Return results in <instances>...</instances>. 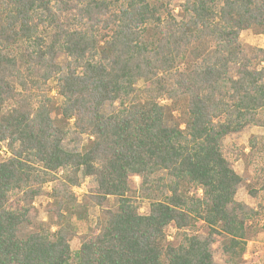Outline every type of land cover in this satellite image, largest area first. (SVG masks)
Returning a JSON list of instances; mask_svg holds the SVG:
<instances>
[{"label":"trees","instance_id":"1","mask_svg":"<svg viewBox=\"0 0 264 264\" xmlns=\"http://www.w3.org/2000/svg\"><path fill=\"white\" fill-rule=\"evenodd\" d=\"M245 31L264 35V0H185L179 16L155 0H0V264H217L218 238L242 258L263 211L236 201L242 178L223 142L264 129V48H245ZM107 103L119 109L104 115ZM71 124L89 138L82 152L62 146ZM255 151L264 156V142L253 139ZM82 176L97 188L80 201ZM47 184L49 222L26 232ZM96 208L78 235L71 219Z\"/></svg>","mask_w":264,"mask_h":264},{"label":"rangeland","instance_id":"2","mask_svg":"<svg viewBox=\"0 0 264 264\" xmlns=\"http://www.w3.org/2000/svg\"><path fill=\"white\" fill-rule=\"evenodd\" d=\"M161 5L163 11L168 9L176 16H179L180 8L185 0H155ZM240 42L245 48H264V35L255 34L252 31H245L241 34ZM57 63L62 67L63 71L61 76L66 74L67 57L60 54L57 57ZM232 79H237V67L232 66L230 71ZM50 89V95L56 103L60 102V98L57 95V80H52L48 84ZM144 83L141 82L138 85V89H143ZM166 103V102H163ZM119 109V103H107L102 108V114L111 115ZM52 112L55 117L59 116L58 106L55 104L52 107ZM183 120V114L179 111L174 113L167 121L168 126H174L178 122ZM88 136L81 135L71 124L67 129V136L63 141V148L68 152H82L87 145ZM256 139L260 142H264V129L253 125H250L238 133L229 135L223 142V148L226 158L233 165L236 173L242 178V183L239 185L236 195V201L242 203L246 209L261 210L263 216L260 221L254 222L253 227L258 229L257 234L252 235V238L247 243L245 254L240 259H232L227 256L223 251V244L221 239H217V242L212 246V252L214 260L217 264H264V192L260 190L261 185L258 184V177L260 176L259 169L264 165L262 159L263 153L255 151L252 157H248L250 153V142ZM9 157L8 150L5 143H0V160ZM140 177H135L134 184L137 188L140 186ZM53 184H47L42 194L37 197L31 205L32 211L30 212L29 219L34 223V226H29L25 230L26 232H32L35 229V224L48 223V210L51 206V199L49 192ZM97 188L96 178L94 177H81L80 187L74 190L75 195L80 201L87 195L92 189ZM256 192V196L253 195ZM201 193H199V196ZM139 207L141 214H147L150 202L139 201ZM117 203L114 199H110L106 207L116 210ZM100 209H92L88 212V216L84 219H80L74 216L71 219V224L78 235L88 233L91 228L95 227L100 216ZM55 227H53V231ZM195 232L201 235H205L206 226L203 224L197 225ZM169 241L174 242L177 231L173 226H170L166 230ZM80 248V241L76 238L71 243L72 251H77Z\"/></svg>","mask_w":264,"mask_h":264}]
</instances>
